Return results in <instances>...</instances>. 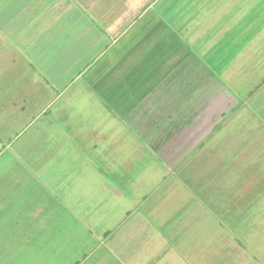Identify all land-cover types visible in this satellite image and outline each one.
I'll return each instance as SVG.
<instances>
[{
	"label": "crops",
	"instance_id": "1",
	"mask_svg": "<svg viewBox=\"0 0 264 264\" xmlns=\"http://www.w3.org/2000/svg\"><path fill=\"white\" fill-rule=\"evenodd\" d=\"M0 74V264H264V0H0Z\"/></svg>",
	"mask_w": 264,
	"mask_h": 264
},
{
	"label": "rangeland",
	"instance_id": "2",
	"mask_svg": "<svg viewBox=\"0 0 264 264\" xmlns=\"http://www.w3.org/2000/svg\"><path fill=\"white\" fill-rule=\"evenodd\" d=\"M5 76L6 73L4 74L3 78H5ZM3 78H1L2 80H0V118L5 121H4L3 130H0V140L2 139L6 140V136L11 137V135L15 132V130L17 131V128L20 127L21 124L25 123L31 117V115L35 113L36 108H38L35 105V103H38L36 102L37 101L36 99H35V103L31 104V102H33L32 101L33 98H32L31 102H28L26 100L25 102L26 107L24 111H20L18 109L11 110V106L15 107L16 103H19L18 100H20V97H22L20 94L21 90H16L15 87L14 89H5L7 85L4 82L5 79ZM251 202H252L251 197L248 196L247 199L245 200V204H246L245 206H247L245 208L249 209ZM259 203L260 202L258 201L256 204L257 210H259L260 207ZM250 211H252V209H250L249 212Z\"/></svg>",
	"mask_w": 264,
	"mask_h": 264
}]
</instances>
